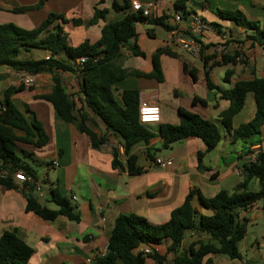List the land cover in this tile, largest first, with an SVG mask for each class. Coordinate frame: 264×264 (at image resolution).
<instances>
[{
	"label": "crops",
	"instance_id": "0c3cea01",
	"mask_svg": "<svg viewBox=\"0 0 264 264\" xmlns=\"http://www.w3.org/2000/svg\"><path fill=\"white\" fill-rule=\"evenodd\" d=\"M39 1L0 0V25L12 23L32 30L38 21L42 23L50 13L55 12L66 19L65 23L60 20L57 23L66 34L69 46L77 47L85 41H89L90 44L97 43L101 39L102 28L106 24L122 20L127 13L112 8L115 1L123 5L121 0H104L102 3L100 0H47L40 10H31L24 14L13 12L14 9L30 7ZM132 1L151 4L157 17L169 16L177 12L174 7L175 0H129L130 5ZM238 2L240 6L233 4L235 8L224 9L220 8L218 3L209 0L196 1L205 15L201 17L208 25L207 33L202 40L201 59H194L178 48L170 32H168L169 41L160 40L154 36L153 39L158 42V49H166L175 54V57L163 54L160 58L164 81L158 83L156 80H149L143 83L131 77L115 85V97L119 102H121L122 91L131 89L123 85L127 80H131L130 86L135 87L133 89L149 92L146 98L160 105L161 123L149 127L157 135L161 125L181 123V109L216 123L220 128L222 139L213 151L205 154L202 164L199 163L198 154L206 151L203 140L190 138L164 149V141L157 136L149 145L140 143L131 150L130 154L137 157L136 167L141 169L140 174H130L124 163V167L114 168L110 144L102 146L100 150L93 149L86 134L80 132L74 125L63 121L49 102L36 99L37 96L52 93L54 86L52 74L35 75V83L32 86H26L23 92L11 98L26 117L36 118L39 121L49 137V143L43 148L23 144L17 146V154L20 152L27 159L30 158L32 161L38 159L46 165L45 177L40 179L33 167L19 156L23 163L35 171L40 183L47 181L49 193H44L42 190L43 198H39L31 186H23L16 182L17 189H7L0 184V237L4 232H16L34 250L29 264L91 263L96 257L105 254L115 222L122 215L134 214L147 219L153 225H162L170 220L171 213L175 209L183 205L191 191L199 190L203 196L212 198L222 190L230 194L241 193L244 190L242 187L244 174L241 170L244 165L251 162L247 147L252 151L257 147L258 152H264V128L261 134L255 136L248 144L243 141L234 142L231 134L221 127L219 122L221 113L229 108L230 103L221 99L219 92L210 90L206 83V77H208L216 86L228 90L236 84L255 78H264V48L252 40L255 36L253 31L237 26L238 33L234 35L230 29L225 31L217 22L208 24L206 14L211 10L217 16L218 10L240 9L249 20L260 22L264 28V0H239ZM97 9L108 10V13L105 19L98 20L95 25L74 26L72 23L74 19L84 22L91 20ZM257 9L260 13L254 14L255 18H252L250 14L253 15L252 11ZM187 11L188 14L189 11ZM186 13L183 12L184 15H187ZM174 25L173 21L170 26ZM147 26L149 25H137L136 40L141 46L140 51L149 59L155 51L148 52L142 46L152 47L154 44L150 43L144 35L148 31ZM133 41L130 44L133 45ZM240 43L244 44V51L237 47ZM218 46L228 50L223 57H230L231 62L212 67L213 63L223 60V57H218L216 53L214 54L217 60L221 61L213 62L215 59L209 57ZM36 50L42 53L36 52L38 58L35 60L47 59L51 55L46 50ZM30 51H22L19 59L28 60L24 58V55ZM121 53L126 60L138 58L134 65L138 64L141 72L152 71L150 63L148 62L147 65L141 63L140 58L133 56L128 47L123 48ZM169 57L172 58V63L166 61ZM56 58L77 67V64L64 53H60ZM124 67L130 68L126 65ZM184 67L187 68V72ZM227 70L233 71L230 82L225 81ZM0 75L2 76L0 101L3 100L4 92L9 87L19 86L20 78L28 76L26 73H19L7 67L0 68ZM59 76L71 100L80 105L78 75L61 72ZM195 98L205 104L200 102L193 104ZM255 113V99L252 94H249L246 97L245 107L233 119V128L237 129L242 124L250 122ZM96 123L95 132L103 135L104 127L98 121ZM250 143H253V146L250 147ZM150 151L155 155L154 160L157 157H172L173 163L164 168L157 166L154 160L149 158ZM54 162L58 165H53ZM52 189H57L60 196L75 207L80 221H71L64 216L47 221L33 212L26 211L28 200L31 198L42 207L53 211L58 210V206L52 201ZM73 197L76 200H73ZM194 204L200 213L211 215L210 212L198 206L197 199ZM239 219L247 227L245 239L241 242L244 244L246 259L250 257L254 264H264V201L242 211ZM209 240L210 238L206 235L192 232L185 238L182 247L187 248L194 242H209ZM170 244L171 242L167 241L157 247V250L164 255ZM240 252L242 255V250ZM212 258L215 264H243L242 259L229 260L224 256H212Z\"/></svg>",
	"mask_w": 264,
	"mask_h": 264
},
{
	"label": "trees",
	"instance_id": "16d2710c",
	"mask_svg": "<svg viewBox=\"0 0 264 264\" xmlns=\"http://www.w3.org/2000/svg\"><path fill=\"white\" fill-rule=\"evenodd\" d=\"M47 0H40L35 6L14 9V13L24 14L30 10H37L44 6ZM113 3L114 10L126 11L125 17L102 28L101 39L90 44L85 41L77 47L68 44L58 20L66 22L63 15L50 13L41 25L32 30H26L15 24L0 25V68L7 67L19 73L35 76L41 73L53 75V90L49 95L37 96L49 102L57 115L66 123L74 125L80 132L90 139L91 146L100 150L111 138L116 139L123 148L127 157V170L130 174H140L141 169L136 167L137 157L131 155V150L138 144L149 145L159 136L163 141V148L168 149L173 144L190 138H199L206 144V151L198 154L199 163L202 164L206 153L213 151L222 139L219 126L198 114L180 110L181 123L179 125L163 124L159 127L158 135L149 127H144L138 121V106L140 92L137 90H124L121 102L115 97V85L128 78H147L164 81V74L159 57L175 54L166 49L158 50L153 57V69L150 73L139 70L124 69L118 62L122 60V49L128 47L135 57L145 56L137 45L130 42L137 38V25L162 27L168 32L172 26L168 25L169 16L155 19L147 18L142 13H133L129 0ZM104 2V0H100ZM188 0H175L176 10L186 13ZM108 10H96L93 18L87 22L73 20L74 26L95 25L98 20L105 19ZM217 16L224 21L234 23L243 29L253 31L254 42L264 45V28L258 21L247 18L243 11L218 10ZM204 20V19H203ZM46 34L44 37L42 35ZM244 45V44H243ZM42 49L50 52L48 59L21 60L22 51ZM64 53L73 63L77 58L87 56L90 60L80 70L73 64H67L56 58ZM98 61L94 62L93 59ZM231 62L230 57H223L221 62L213 63L212 67ZM187 72V68L184 67ZM77 74L80 85V98L78 102L71 100L66 92L59 73ZM192 74V73H191ZM232 70H227L225 81L230 82ZM0 75V79H1ZM193 78H195L193 76ZM207 87L219 92L220 98L230 103L229 108L220 115V126L227 130L234 142L243 141L248 144L255 136L260 135L264 128V78H255L251 81L236 84L233 88L224 90L212 83L206 77ZM26 85L11 86L4 92L0 101V172L10 170L24 172L36 180L35 171L22 162L17 154L18 144L43 148L49 143V137L36 118L26 117L12 102L11 98L26 89ZM252 94L256 103L254 118L234 129L233 119L245 107L246 97ZM203 101L195 98L193 104ZM105 129L103 135L95 132L97 123ZM93 127H91V125ZM250 147L253 143H250ZM247 154L253 151L247 147ZM113 167H124L120 161L118 149H112ZM153 152L149 158L154 160ZM156 159V158H155ZM155 161V160H154ZM242 167L244 181L243 192L228 193L220 191L216 196L207 198L199 190L191 191L184 203L171 213L170 220L162 225H153L147 219L138 215H122L117 218L107 250L104 255L94 259L92 264H215L212 256H224L229 260H241L242 255L239 244L245 239L247 227L240 221L239 214L248 210L253 205L264 201V152L256 156V160ZM259 180L260 190L249 191L248 185L252 180ZM0 184L7 189H17V183L12 177L0 179ZM52 201L58 206L53 211L42 207L34 199H29L27 212H33L47 221H53L59 216H64L71 221H80L79 213L71 203L62 198L57 189H52ZM198 206L211 213L204 215L199 212ZM192 232L206 235L209 242L197 241L183 248L185 238ZM171 244L166 253L161 255L157 247L165 242ZM149 250V252H147ZM34 250L16 232H4L0 237V264H29ZM171 258V259H170ZM170 259V260H169Z\"/></svg>",
	"mask_w": 264,
	"mask_h": 264
},
{
	"label": "built area",
	"instance_id": "2783aa9c",
	"mask_svg": "<svg viewBox=\"0 0 264 264\" xmlns=\"http://www.w3.org/2000/svg\"><path fill=\"white\" fill-rule=\"evenodd\" d=\"M131 10L133 13H142L144 17L147 18H158L155 14V10L151 4H145L140 1H132L131 2ZM187 14V13H186ZM169 17L173 19L174 26L170 31L171 37L175 45L181 50L185 51L190 57L194 59L201 58V54L203 51V43L202 40L205 37L208 25L200 17L195 13H188L187 15L178 14L177 12L169 14ZM244 46L242 43L238 44L237 47L241 49ZM264 48V45H263ZM218 57H223V55L228 53V50L223 46H218L215 49V52ZM49 58V57H48ZM47 58V59H48ZM90 60L87 56H82L77 58L76 64L77 68L80 70L83 66ZM94 62H97L98 59H93ZM35 83L34 76L28 75L20 78V84H24L26 86H32ZM149 92H140L139 96V106H138V121L144 127H150L151 125H156L161 123V107L157 102L150 101L146 98V95ZM107 144L111 145V148L118 149L120 153V161L127 165V157L124 155L123 148L118 144L116 139H111ZM253 154L251 155V160L255 161L258 152V148H253ZM155 164L159 167H166L173 163L172 157H157L155 159ZM53 165L57 166L58 163L54 162ZM8 177H12L15 182L20 183L23 186H31L34 188L35 192L39 195V198H43L42 188L40 186V181L36 180L31 175H27L24 172H13L10 170H2L0 172V179H7ZM76 200L75 197L72 198ZM149 252V250H147ZM102 256V255H101ZM88 263V264H92Z\"/></svg>",
	"mask_w": 264,
	"mask_h": 264
},
{
	"label": "rangeland",
	"instance_id": "374dc122",
	"mask_svg": "<svg viewBox=\"0 0 264 264\" xmlns=\"http://www.w3.org/2000/svg\"><path fill=\"white\" fill-rule=\"evenodd\" d=\"M196 1L197 2H199L200 0H190L187 4V10L189 11V13L190 12H196V13H198L199 14V16L201 17V15H203V16H205L204 15V12H203V10H202V8L196 3ZM210 2H214V3H218V5H220V8H224V9H226V8H228V7H232V8H235V7H233L234 5H237V6H240V2H238L239 0H225V1H223V0H209ZM47 2V1H46ZM45 2V3H46ZM122 2V1H121ZM36 4H38V3H36ZM35 4V5H36ZM234 4V5H233ZM35 5H33V6H35ZM45 5V4H44ZM53 5V4H52ZM246 6V5H245ZM44 7V6H43ZM42 7V8H43ZM42 8H40V9H42ZM40 9H37V10H40ZM31 11V10H30ZM171 11H173L172 9H171ZM187 11V12H188ZM177 12H178V14H183V11L182 10H177ZM53 13H55V12H53ZM173 13H175V12H173ZM252 13H253V15L252 14H250V16L252 17V18H255V15L254 14H257V13H260V11L257 9V10H253L252 11ZM55 14H57V13H55ZM259 15V14H258ZM206 17L208 18V24L210 25V24H215V22H217L218 24H220V26L225 30V31H229V29L232 31V33L234 34V35H237V33H238V28H237V26L234 24V23H232V22H229V21H223V20H220L219 18H217V16H216V14L211 10V11H209L208 12V14H206ZM167 23H168V25H170V24H172L173 23V19H171V18H169L168 19V21H167ZM41 25V23H39V21H38V24L36 25V27L35 28H37V27H39ZM148 29V31L147 32H145L144 33V35L148 38V40H149V42L150 43H154L153 44V46L152 47H148V46H146V45H142L144 48H145V50L146 51H148V52H150L151 50H153V51H155V53L153 54V56H150V58L149 59H147L145 56L143 57V56H141V57H139L140 58V62L141 63H143V64H148V62L150 63V65H151V67L153 68V57L155 56V54H157V52H158V50H160V49H158V42L156 41V40H154L153 38H154V36H156L158 39H160V40H166V41H169V34H168V31L166 30V29H164V28H162V27H152V26H147V28H146V30ZM27 30V29H26ZM139 42V41H138ZM137 42V40L135 39L134 41H133V44L134 45H137L138 46V48H139V50H141V46L139 45V43ZM146 46V47H145ZM242 48V51H244V46H241ZM240 49V50H241ZM36 52H38V53H42L41 51L39 52L38 50H36V49H32L30 52H28V53H25V57L24 58H27L28 60H31V59H36V58H38V55L36 54ZM202 55V54H201ZM162 56V55H161ZM161 56L159 57V60H160V58H161ZM210 58H212V59H215V60H213V62H215V61H221V60H217V56H216V54H214V52L211 54V56H209ZM202 58V57H201ZM201 58H199V59H201ZM139 59L138 58H135V59H133V60H129V59H127L126 60V58L124 57V56H122V60L121 61H119L118 63L125 69V65L127 66V67H130V68H126V69H129V70H139V71H141L140 69H139V67H138V64L137 65H134V64H136L137 62L136 61H138ZM70 61V60H69ZM166 61H170V63H172V58H168ZM202 61V60H201ZM160 64H161V60H160ZM162 66V65H161ZM149 80H153V79H147V78H141V79H139L138 81L140 82V81H142L143 83H147ZM133 84H135L134 82H133ZM131 85V80H127L126 82H125V84L123 85L124 87L125 86H127V88H131V89H127V90H130V91H132V90H135V89H133V88H135V87H132V86H130ZM18 154H19V156L22 158V160L24 161V162H26L27 164H29L30 166H32L33 167V169L36 171V173H37V175L39 176V178L40 179H42L43 177H45V169H46V165L44 164V163H42L41 162V160H34V161H32V159H27L26 157H24L20 152H18ZM34 159H36V158H34ZM256 185V186H255ZM40 186H41V188H42V190H43V192L44 193H49V184L47 183V181L45 180V181H41V184H40ZM260 190V183H259V180H253L252 181V183L250 184V186H249V191H254V192H256V191H259ZM240 191V190H239ZM239 191H235V192H239ZM243 192V191H242ZM250 239H251V237H250ZM239 248H240V250H242V262H243V264H254L251 260H250V257H248L247 259H246V256H245V252H244V244L243 243H240L239 244ZM256 253H257V251H256ZM256 253H255V255H256ZM263 257H264V254H263ZM227 258V257H226Z\"/></svg>",
	"mask_w": 264,
	"mask_h": 264
}]
</instances>
